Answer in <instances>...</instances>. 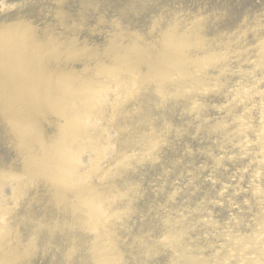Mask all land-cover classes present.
Instances as JSON below:
<instances>
[{
    "label": "rangeland",
    "instance_id": "rangeland-1",
    "mask_svg": "<svg viewBox=\"0 0 264 264\" xmlns=\"http://www.w3.org/2000/svg\"><path fill=\"white\" fill-rule=\"evenodd\" d=\"M19 12L30 18L36 34L53 33L67 41L72 54L49 65L76 79L73 74L96 70L98 61L105 66L97 70L111 68L120 49L105 51V45L115 41L119 47V41L136 33L154 38L172 23L195 28L209 38L208 45L219 46L223 56L216 66L223 67L221 75L225 79L242 85L264 78L259 68L264 57L255 58L253 53L264 42V36L259 37L264 31V0H29L28 4H21ZM256 41L258 45L254 46ZM81 45L97 55L80 56L73 48ZM199 45L203 47L201 42ZM246 64L252 67L248 73ZM139 87L133 101H123L125 109L118 116L120 125H111L107 120L92 122L95 135L85 138H92L96 147L90 148L91 157L79 156L77 169L88 171L96 164L98 168L89 170L85 181V173H81L76 183H90L101 192L114 188L119 197L118 210L123 215V225L116 230L121 238L115 246L126 264H170L171 248L181 251L184 247L198 246L202 253L219 249L224 244L225 225L243 229L241 218L252 217L253 206L249 203L252 179L247 172L237 170L264 162L262 84L259 83L254 99L245 108L239 105L241 98L231 97L234 85L228 88L229 95L218 84L212 91H199L194 103L187 95L177 100L169 98L157 84ZM236 109L242 116L236 117ZM214 116L224 120L231 131L223 136L220 132L215 137L208 135L205 119ZM52 119L62 129L63 117ZM7 124L0 116V164L6 160V166L11 168L6 172L11 176L21 163L22 153L15 147ZM46 126L50 128V124ZM110 140L116 144L109 146ZM144 143L152 153L147 158L142 150ZM114 145L118 148L114 149ZM84 159L90 161L85 166ZM48 167L66 171L65 164H58L56 156ZM255 167L264 173V168ZM105 170L117 176L107 179L99 175ZM0 172L7 189L3 194L15 190L5 180L8 177L5 171ZM20 189L26 191L23 194L17 191V204H13L10 195H3V200L10 199L11 206L26 219L43 218L42 225L52 226L46 233L44 227L39 230L45 245L38 249L31 264H91L85 258V247L92 243L86 224L87 202L69 196L61 204H52L45 187L31 182ZM123 204H128L129 209L125 210ZM4 213L0 210L1 215ZM118 222H112L114 229ZM176 226L182 228V233L164 250V238ZM67 246L72 253L67 252ZM73 246L79 249L75 251ZM145 250L151 251L149 257L143 254ZM72 257L74 261H70Z\"/></svg>",
    "mask_w": 264,
    "mask_h": 264
},
{
    "label": "bare ground",
    "instance_id": "bare-ground-1",
    "mask_svg": "<svg viewBox=\"0 0 264 264\" xmlns=\"http://www.w3.org/2000/svg\"><path fill=\"white\" fill-rule=\"evenodd\" d=\"M28 1L0 0V116L8 121L15 147L22 153L21 163L17 166L21 168L14 170L11 176L5 171L8 175L5 180L9 184L15 180L12 184L15 190L10 189L3 194L7 189L4 186V175L0 172L1 207L19 220L15 223L10 221V217L0 215V264H30L35 253L33 246L38 240L37 233H23L20 226L23 225L20 221L22 215L17 214L14 208L9 207V202L3 200V195H11L13 200L18 201L16 193L19 191L23 194L26 190L21 191L20 188L28 181L43 184L44 192L52 204H61L69 196H78L82 202H87L89 209L86 224L91 231L92 243L85 247V258L91 264H126L115 246V242L121 238L116 230L123 225V215L118 210L119 197L114 188H105L101 192L90 183L85 186L76 183L81 173H85V181L89 170L95 171L98 168L96 164L88 171L77 169L79 156L86 154L91 157L89 150L96 147L92 138H85V135H95L92 124L94 119L107 120L114 126L120 125L118 116L125 109L123 101H133L139 93V86L146 84L159 85L171 99L177 100L187 95L192 103L199 91H212L217 89L218 84L220 88L225 87L229 95L228 88L234 85L231 97L241 98L239 105L245 108L254 99L259 83L264 90V78L257 82L247 81L242 85L225 79L221 75L223 67L220 64L216 66L223 56L219 46L208 45L209 38L204 33H198L195 28H185L175 23L167 25L163 34L145 38L142 42L150 44L159 41L160 49L157 52L160 57L156 60L140 52L117 54L111 68L102 67L97 70L105 66V63L98 61L96 70L73 74L78 79L66 76L48 62L72 54V51H68L66 45L58 44L53 33H49V36L36 34L29 20L19 12L21 4ZM263 34L259 37H263ZM200 42L203 47L199 45ZM111 46L116 48L115 42ZM122 46L125 47L124 44ZM73 49L82 57L97 55L85 47ZM106 51L113 52V49L108 46ZM253 53L255 58L264 57V42ZM259 64L261 74L264 75V62L259 61ZM245 68V73L252 70L250 64H246ZM262 108L264 110V98ZM109 109L111 113L107 114ZM234 113L236 117L242 116L237 109ZM53 117H63L62 129L53 121ZM241 120L245 121L243 117ZM209 123L224 135L231 131L219 117L214 116ZM45 124H50L52 131ZM111 144L116 143L110 140L108 145ZM143 146L144 158L152 155L150 147L145 146V143ZM113 148L118 147L114 145ZM53 156H56L58 164H65L64 173L61 169H49L48 163ZM263 157L264 154L261 155ZM89 162L84 159V166ZM115 165L118 167L119 163ZM255 166L264 168V162L261 165L247 164L237 170L239 173L247 172L252 179L249 198L253 206L250 213L252 217L248 220L241 218L244 232L235 231L232 225L226 226L222 233L224 244L210 253H202L198 246L194 249L184 247L181 251L171 248L170 264H264V173ZM108 172L105 170L99 175L107 179L117 176ZM74 187L77 189L75 192ZM123 205L125 210L129 209L128 204ZM119 220L114 229L112 222ZM37 221L45 224L43 218ZM181 233L180 226L168 232L162 243L164 250ZM71 248L75 251L79 249L78 246ZM150 252L145 250L143 254L149 257ZM74 260L75 257L70 259Z\"/></svg>",
    "mask_w": 264,
    "mask_h": 264
}]
</instances>
